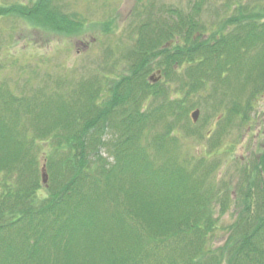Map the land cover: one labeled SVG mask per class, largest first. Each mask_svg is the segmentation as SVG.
Wrapping results in <instances>:
<instances>
[{"label": "trees", "instance_id": "1", "mask_svg": "<svg viewBox=\"0 0 264 264\" xmlns=\"http://www.w3.org/2000/svg\"><path fill=\"white\" fill-rule=\"evenodd\" d=\"M240 8L235 18L228 19L233 30L211 33L205 47L175 53L170 52L171 45L155 47L156 57L165 56L164 71L175 72L170 64L183 60L190 62L186 72H195L198 84L208 76L217 82L226 63L230 65L238 56V46L264 47V20L260 19L264 17ZM11 10L26 15L35 24L43 19L46 26L65 34L75 33L82 26L80 20L60 13L54 0L0 7V14ZM141 13L140 8L134 17ZM152 22L157 23L150 20L149 24ZM148 26L143 22L131 25L134 40L130 62L126 71L113 79L106 95L101 96L105 90L102 83L108 78L103 75L102 79L82 78L65 91H60L63 85L56 84L57 90L48 92L45 85L34 87L28 96H16L0 86V264H73L77 262L74 255L79 256V246L89 248L90 254L81 264H220L215 251L204 249V240L200 241L211 217L209 192L203 189L205 179L196 177L203 157H196L191 166L190 159L182 162L168 154L169 147L177 143L172 121L182 117L183 103L165 99L146 114L140 111L145 97L163 92L159 82L151 84L144 77L155 65L146 55L148 48L160 44L163 38L172 39L179 31L188 43H196L192 32L201 25L192 16H179L172 27ZM259 52L262 57L257 76L261 79L264 48ZM160 71L161 76H168ZM70 102H83L85 109H77ZM231 106L236 112V102ZM20 110L31 115L36 133L19 125ZM170 110L174 118L168 120L163 131L156 130L150 137L162 144L156 149L151 142L152 148L164 155V161L155 164L138 140L144 122L154 127ZM108 133L112 138H105ZM40 143L51 146L50 153L43 157L46 163L43 160L42 168L50 165L54 168L52 174L62 180L45 198L37 194L42 188L35 157ZM105 144L113 156L112 163H102L99 156V148ZM53 152L62 154L60 168L50 160ZM90 155L92 162H88ZM174 161L179 164L168 167ZM138 168L141 172L136 173L135 182L120 183L127 173ZM140 181H148L152 190L143 188ZM156 187L160 189L155 192ZM262 200L257 197L258 209L239 216L241 219L232 225L233 236L222 250H229L226 264H264ZM94 201L108 212L98 216L92 206ZM110 206L115 212L110 211ZM117 229L124 239L115 244L111 236ZM187 241L192 249L189 252Z\"/></svg>", "mask_w": 264, "mask_h": 264}, {"label": "rangeland", "instance_id": "2", "mask_svg": "<svg viewBox=\"0 0 264 264\" xmlns=\"http://www.w3.org/2000/svg\"><path fill=\"white\" fill-rule=\"evenodd\" d=\"M32 1L34 0H0V7L8 9L23 4L28 6ZM54 2L59 6L60 13L82 22L80 30L65 34L66 31L57 32L46 26L43 19H39V23L35 24L26 15L16 11L0 14V86L16 96H28L29 89L44 85L47 92L57 90L55 84L63 85L60 91H65L66 87L75 85L82 78L88 80L98 76L102 79V75L108 77L102 83V89L105 90L101 96L106 95V89L111 87L113 79L120 77L130 62L129 55L134 40L130 29L132 24L143 22L148 24V27L161 24L172 27L176 25L179 16H192L199 21L201 28L192 32L197 38L196 43H188L185 35L179 31L173 34L172 39L163 38L160 44L148 48L146 55L155 65L144 77L151 84L159 82L163 92L145 97L140 105V111L146 114L154 105L165 99L180 100L183 103L182 117L175 119L170 110L161 116L163 120L154 127L149 126L150 122L146 124L144 122L143 133L138 143L146 147L155 164L162 163L164 155L160 150L152 148L153 145L156 149L160 148L162 144L155 138L150 140V137L156 130L163 131L168 120L174 118L172 133L176 135L177 143L169 147L168 154L182 162L183 159H190L188 164L191 166L195 163L196 157H203L204 162L197 170L196 177L205 179L203 189L209 192L211 217L207 233L200 241L204 240V249L210 248L215 251L220 264H226L229 250H222L229 237L233 236L232 225L236 220H240L243 214L246 216L251 214L253 209H258L257 197L263 199L261 202L264 203V77L260 79L257 76L259 58L262 57L259 51L264 47L238 46V56H234L236 58L230 65L226 63L223 72L216 79L217 82L211 79L212 76H208L201 84H198L195 72L191 75L186 72L190 62L180 60L178 64L171 63L170 67H173L175 72L168 69L166 73L167 70L164 71L162 68L165 56L156 57L154 51L157 49L154 48H167L171 45L170 52L175 53L205 47L204 42L210 40L211 33L233 30L234 27L228 23V19L235 18L238 8L242 7L248 14L253 12L264 17V0H54ZM140 8L143 13L134 17ZM150 20L157 23L149 24ZM159 64L161 67L157 68ZM161 69L168 76L165 74L161 76ZM156 71H160L159 80L150 82L148 77ZM102 98H97V102ZM233 102H236V112L231 106ZM70 103L77 105V109L81 106L85 109L83 102ZM194 110L199 111L195 122L190 116ZM19 112L21 114L19 125L24 126L30 133H36L31 115L22 110ZM105 138L110 139L112 136L108 133ZM50 150L51 146L46 143H40L35 149L39 167L38 180L42 186L37 192L40 198L48 196L50 190L57 188L56 185L62 182L52 174L54 168H50V165L44 167L47 173L46 182H41L43 157L45 154L48 155ZM99 153L102 163L113 162L107 144L99 148ZM61 157L62 154L55 152L50 155L53 166L61 167ZM93 159L90 155L88 162H92ZM173 164L179 163L174 161L168 167ZM186 166L182 168L184 173ZM137 172H141V168L127 173L126 179L120 183L135 182L138 179ZM140 185L152 190L148 181H140ZM159 189L156 187L154 191ZM110 191L115 195L114 190ZM144 201L148 202L146 199ZM92 206L98 216L108 212L95 204V201ZM110 211H114L113 206H110ZM121 239H124V235L117 229L115 235L111 236V242L118 244ZM189 244L187 241L188 252L192 250ZM88 249L79 246V256L74 255L77 262L73 264H81L86 260L85 257L90 255Z\"/></svg>", "mask_w": 264, "mask_h": 264}, {"label": "water", "instance_id": "3", "mask_svg": "<svg viewBox=\"0 0 264 264\" xmlns=\"http://www.w3.org/2000/svg\"><path fill=\"white\" fill-rule=\"evenodd\" d=\"M155 74H157V76H155ZM155 74H152V75H150L149 77H148V80L150 81V82H156V81H158L159 80V78H160V71H156V73ZM198 114H199V111L198 110H194L192 113H191V119H192V121L193 122H195L196 120H197V118H198ZM41 176H42V182H46V180H47V175H46V173H45V169L44 168H42V170H41Z\"/></svg>", "mask_w": 264, "mask_h": 264}]
</instances>
